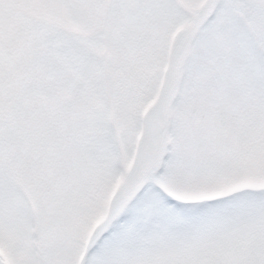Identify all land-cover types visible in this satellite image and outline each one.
<instances>
[{"label": "snow or ice", "instance_id": "6c2138e0", "mask_svg": "<svg viewBox=\"0 0 264 264\" xmlns=\"http://www.w3.org/2000/svg\"><path fill=\"white\" fill-rule=\"evenodd\" d=\"M0 264H264V0H0Z\"/></svg>", "mask_w": 264, "mask_h": 264}]
</instances>
